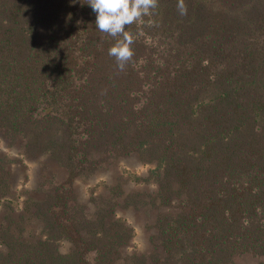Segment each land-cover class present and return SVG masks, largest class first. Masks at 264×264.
Masks as SVG:
<instances>
[{"label":"trees","instance_id":"16d2710c","mask_svg":"<svg viewBox=\"0 0 264 264\" xmlns=\"http://www.w3.org/2000/svg\"><path fill=\"white\" fill-rule=\"evenodd\" d=\"M185 2L126 29L120 70L87 0H0V139L22 156L0 152V264H264V0ZM130 156L142 189L91 190L89 211L76 180ZM35 159L64 177L21 203L12 169ZM130 205L150 252H126Z\"/></svg>","mask_w":264,"mask_h":264},{"label":"rangeland","instance_id":"374dc122","mask_svg":"<svg viewBox=\"0 0 264 264\" xmlns=\"http://www.w3.org/2000/svg\"><path fill=\"white\" fill-rule=\"evenodd\" d=\"M0 152L9 154L12 158L20 159L22 156L18 152L17 146L9 147L7 142L0 139ZM39 159L26 162L27 176L26 181L23 180V175L18 166L12 169V181L15 184L19 194L20 202L27 201V195L32 197H41V194L35 190L43 181L41 174L45 170L47 176H54L56 181H60L64 177L63 170L59 169L53 163L49 164L45 169L38 166ZM147 166H142L137 160L136 156L124 157L107 167L101 168L96 174L86 179H78L74 184L75 192L82 204H85L89 211L94 210V203L92 202L91 190L94 194L104 192L105 186H115L121 184L122 190L126 193L134 194L142 189L143 183L137 181V177L146 175ZM154 185H146L145 190H153ZM93 194V193H92ZM123 204V203H122ZM25 206H27L25 204ZM118 216L124 218L128 225L134 230V237L131 244L126 248L127 253L138 252L147 253L152 251L154 240L152 236L154 230L150 229L152 223L151 212H145V209H134L132 205L121 208L118 211ZM68 245L62 244L60 250L66 252ZM256 259L250 256L236 257L233 264H257Z\"/></svg>","mask_w":264,"mask_h":264},{"label":"clouds","instance_id":"9594fccd","mask_svg":"<svg viewBox=\"0 0 264 264\" xmlns=\"http://www.w3.org/2000/svg\"><path fill=\"white\" fill-rule=\"evenodd\" d=\"M87 4L96 14V28L113 38H119L108 54L116 59L118 68L123 70L134 55L132 45L135 42L126 29L132 24L142 23L145 16H151L152 10L158 7V0H87ZM176 8L180 16L187 15L185 0H177Z\"/></svg>","mask_w":264,"mask_h":264}]
</instances>
